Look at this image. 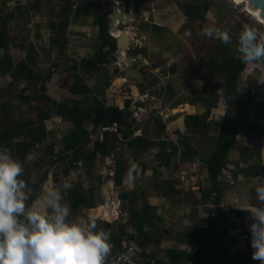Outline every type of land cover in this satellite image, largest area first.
<instances>
[{"label": "rangeland", "instance_id": "rangeland-1", "mask_svg": "<svg viewBox=\"0 0 264 264\" xmlns=\"http://www.w3.org/2000/svg\"><path fill=\"white\" fill-rule=\"evenodd\" d=\"M186 2L188 1L0 0V29L2 27L5 28L7 40L9 41L7 48L0 50V130L4 129L10 123L20 124L27 120L39 122V113L43 111L49 117L45 126V128L47 127L46 130H49V135L47 138L45 137V142L35 146L25 156L24 161H21L24 168L21 178L29 183L28 191L31 201L34 202L39 198L43 187L46 185L42 184L44 179L45 181L50 180L52 176L51 180L58 185L66 182L61 167L65 163H52L55 162L53 156L62 151V138L67 134L69 129L73 128V123L67 117H58L56 113L57 108L47 100L49 98L56 104L66 102L69 106L74 104L76 97L69 96V99H65L67 92L61 87V83L67 84L71 77L78 76L80 84L85 83L87 86L93 87V92L97 95H99L98 92L103 89V86L106 87L102 84L108 83L109 86L106 87L107 93L101 97L105 102L110 99V102L113 101L111 103H117L119 98H127L130 95L128 85L122 84L123 82H121L124 79L119 80L121 75L124 74L119 64L120 60L112 57V55L105 58L106 63L99 65L101 69L99 72H88L86 68L80 66L81 60L92 58L98 51L100 38L97 19L103 17L109 26L108 17H110L111 12L115 9L124 8L126 11L133 9L131 25L126 26L121 22L118 26L116 22V26H118L117 28L119 30L130 31L134 35V40L131 42L127 54L134 58V67L143 72L154 84L146 92V90L140 88L141 85L132 82L128 77L124 76L125 80L130 81L132 85L134 84L136 86L139 92L137 102L139 104L142 102V105H146L144 107V109L146 108V112H144V118L142 119L143 129L148 124L154 126L156 120L159 121L160 119L161 121L164 118H168L164 120L165 122L173 121L174 124L176 122L182 124L185 113L187 111L192 112V109L178 110L177 112H174V110L181 108L184 103H190V101H194L195 99L197 100L199 96H204L208 99L209 104L204 105L202 103L205 110L207 106L208 108L217 109L220 105L222 108H225L226 112L229 111V103L232 101L231 98L220 97V94L215 92L223 88V81L221 73L213 66L218 61H215V58L213 59V55H211L212 48L214 45L225 48L231 47L232 55L238 57L239 52L236 41L242 28L245 25H249L260 31H264V25L258 23L250 16L241 4L236 5L230 0H192L199 14L204 17L203 21L197 18L192 20L184 14L183 5ZM106 5H108V9L105 8ZM135 7L137 8L135 9ZM78 8L80 13L79 19L77 15L76 17L74 15ZM71 22L76 23L74 25H77V23L80 24L78 26L79 30H76V26H72L73 31H70L68 24ZM205 26L220 27L229 31L233 37V42L225 45L218 40L209 39L202 35V29ZM81 27L84 30L80 29ZM47 34L51 42L52 40L53 42L57 40L61 43L63 40V45L68 42L71 43L65 45V52H63L60 58L59 56H55L58 53L56 48H54L56 50L54 52L55 54H51L52 47L48 48ZM131 34L130 36H132ZM32 35L39 47L37 48L38 51L33 54V56L36 55L35 60L37 61L31 63L28 61V58H30V41H32L30 36ZM77 46L84 47L83 53L74 51ZM81 56L84 57L82 58ZM222 58H224L223 55L219 57V60ZM75 59L80 61L77 63L76 70L73 71L71 70V64L72 60ZM201 59L203 63L200 62ZM58 66L60 68H57ZM47 73H49V77L53 76V83L46 81V79H49L48 76L46 78ZM28 74H39L42 80H45L44 85V80L35 83ZM97 81H100L101 84L98 85ZM248 82L249 88L247 85ZM166 83L174 86L175 92L172 95L170 94V89L167 88L171 87V85H166ZM136 88H133L135 94H137ZM166 88L167 90H164ZM248 89L251 94L257 96L259 102L257 105L246 104L244 106L246 119L248 121L252 120V122L255 120L259 121L260 119L264 120L263 64H246L245 69L240 74L237 90L239 95L244 97L248 94ZM149 94H153L155 98L152 99L153 97ZM42 96H45V98ZM87 96H79L80 101L78 102L81 109L87 108L90 104L91 97ZM25 97L28 98V101L24 100ZM144 98L146 99L144 100ZM173 105H176L177 108H171ZM166 106L171 109L169 111L164 110ZM161 111H165V113ZM160 112L164 115H160ZM133 114L137 119L140 117L141 112L139 116L135 112ZM135 125L136 123L134 121L132 126ZM261 129L262 131L254 137V144L256 143L254 146L257 149L259 147L257 143L259 142L264 147V127ZM99 132L100 129L96 131L94 137H98ZM170 132H173V130ZM177 133L178 131L172 137L175 144H179L180 142L181 135ZM200 135L204 134L188 135L189 140H191L190 143L193 144L195 140L196 146L198 147L202 139ZM216 136L217 127L210 126L205 136H203L202 141L206 142L205 140H211L212 147ZM21 140L19 138L17 142ZM203 142L202 149L199 147L197 153L199 156L207 157L208 144H206V150L203 153ZM118 143L120 142L113 143V146H116L118 150L113 151L110 156L112 163L110 162L106 165L102 161L92 165L93 168L91 169L90 176L86 173L84 166L79 169L80 171H77V177L80 180L78 191L88 196V190L94 188L95 193L93 194V198L95 205L101 203L103 208H101L102 206L97 208L79 207L72 209V211L76 218H95L99 227H103L111 233L116 234L120 238L119 240L123 242L125 234L129 232L135 233L134 228L131 226V223L134 222L133 214L142 213L144 205H155L157 202L162 201L163 196L160 194L164 192V200L166 199L167 201L170 215H167L165 221H160L156 218L157 215L154 210L148 212V216L151 217L150 221L153 224L149 226L146 223L143 228L150 234L154 242H148L145 248H141L142 253L138 251V248L135 251V262L144 264L145 261H148L146 259L148 254L157 252V243L162 237V240L167 241L170 237L174 238L179 235L180 237L188 236L198 225H201L202 220L199 221L200 217L198 213L195 215L198 218L196 222L190 220L189 215L192 211L190 209L188 210V203L190 202L189 195L185 194L183 197L181 195L168 197V195H171V189L166 184L169 183L170 185L171 183L165 179L166 177L163 172L157 170L158 163L155 158L165 160L163 155L157 154L158 149L151 152V155L139 156L140 158L136 159L135 157L138 156L131 155L130 150L126 148L124 143H121L122 146L118 145ZM179 146L181 149L179 150L176 147L175 155L177 159L180 158L182 161L188 158V154L185 153L186 149L184 146ZM49 147L54 149V155L52 156L47 154V148ZM11 154L14 158H18L16 150L12 149ZM118 160L122 161L125 166V179L128 178V172H131L133 177L132 183L125 182L124 184L123 182L120 187L114 184L115 169L112 166ZM144 163L149 166V173L144 172L142 174L141 167ZM54 165L56 167L53 173H51V168L53 169ZM79 167L81 166L77 168ZM201 173L202 171L200 172L199 182H201ZM142 175L146 177L144 180L142 179ZM70 179L72 181L73 177H70ZM261 183H264V179H246L242 183V187L248 189L245 194L246 197L241 195V199L243 202H246V206L258 203L255 187ZM199 185L201 186L200 183ZM35 186L38 188H34ZM186 188L184 189L187 191ZM173 192L175 191L173 190ZM126 193H128L127 201H121L119 195ZM69 194L70 191L65 193L66 199ZM244 197L246 198L245 200ZM157 205L161 206V204ZM242 205L244 206V204ZM179 208H183L184 213L178 217V220H175L174 216ZM206 208L211 212L215 210V208H210L209 205L203 209L206 210ZM235 209L234 207L232 208L234 211ZM147 220L149 219L147 218ZM164 231L167 234H163L162 232ZM120 233L123 235L121 236ZM159 234L160 239H158ZM241 245L238 244L235 247V249L240 250L239 253L243 252L241 250L244 244L241 243ZM167 246L175 247V244L170 242ZM161 251L163 253L160 255L154 254V260L161 258L164 261L167 260L165 252L163 250ZM239 253L236 258L238 259V263L241 264L243 260ZM190 260L191 258H188L187 261L190 262ZM215 261L219 263V257H216Z\"/></svg>", "mask_w": 264, "mask_h": 264}, {"label": "trees", "instance_id": "trees-1", "mask_svg": "<svg viewBox=\"0 0 264 264\" xmlns=\"http://www.w3.org/2000/svg\"><path fill=\"white\" fill-rule=\"evenodd\" d=\"M183 5L184 14L187 17H190L192 20L197 18L199 20H204L203 15L199 14L198 9L192 3V0H187ZM108 9V5L105 6ZM97 27L99 31L100 43L98 46V51L94 54L92 58L83 59L80 62V66L87 69L88 72H99L100 64L106 63L105 58L111 56L112 52L116 50L115 40L107 34L108 23L103 17L97 19ZM238 40V39H237ZM237 42V41H236ZM8 44L7 33L5 28L0 29V50L6 49ZM238 44V43H237ZM106 49V50H104ZM213 59L215 62L213 66L221 73L223 88L218 89L215 92L220 94V97L231 98L229 103V111L225 115L224 122L218 126L217 137L215 140L214 149L211 154L204 160L205 168L208 172L209 181L211 183L210 190L205 192V198H209L212 203L216 206L221 205V194L222 189L219 184V177L222 173V170L225 167V162L227 156L232 151L237 144V137L240 133L241 126L246 124V116L243 113L244 106L246 104H258L257 96L251 94L248 89V94L244 97L239 95L237 90V82L240 78V74L245 69L246 63L241 62L238 57L232 55L231 47H222V46H213L212 53ZM223 55L224 58L219 60V57ZM240 55V54H239ZM200 62L203 63L201 59ZM206 63V62H204ZM258 64V63H257ZM264 65V64H263ZM77 64L73 66V71L76 70ZM143 73V72H142ZM144 74V73H143ZM34 79H38L37 76ZM249 88V82L247 83ZM153 87V83H150V88ZM208 87V86H205ZM142 90H147L145 86H140ZM173 93V90H170ZM71 92L74 94H91L89 88L86 85H78L75 83ZM214 94V93H213ZM91 97L90 104L87 108L81 109L80 104L75 102L72 106L60 105L52 103L57 108L56 113L59 117H67L70 122L73 123V128L69 130L62 138V151L54 155V149L52 147L47 148V154L50 156L54 155V161L56 163H65L69 165L72 169L76 167L78 162H81L87 168H90L91 163H93L98 156L108 157L113 151V143L119 141L115 136L116 132H109V130L104 131L102 134V140L99 139V136L92 143V149L87 150L88 145L90 144V132L86 125H92L95 128H110L113 125H116L117 129H121L120 135L122 139L126 141L128 148L136 149L139 152H146L151 149L154 144L160 146L159 154H166V147H169L171 150H175L173 143L171 142V134L167 133L165 128L160 122H155L153 126L154 136L151 138L146 135L138 137L135 139L131 138L132 134V123L131 117L132 113L129 111L130 102H125V107L123 110L118 109L117 107H108L97 97ZM45 98V96H42ZM24 100L28 101V98L25 97ZM197 101L209 104L208 99L204 96H199ZM209 117V110L201 115H185L184 117V127L185 132L180 136L179 145L185 147V153L190 154L192 148L189 144L188 135L193 134H205L207 132L206 120ZM48 119L47 113L44 111L39 113V122H33L32 120H27L26 122L20 124L10 123L4 129L0 130V147H7L11 151L12 149L16 150V154L20 160H24L25 156L37 145L42 144L45 139V124L44 122ZM21 138L22 140L17 142ZM159 139V140H158ZM158 140L157 142H155ZM173 152L167 154L166 161L167 163L171 161ZM53 162V163H55ZM114 172V184L119 187L122 185L124 176H125V166L122 161L118 160L115 164ZM89 169L87 173H89ZM246 178H258L264 177V168L257 166L251 168L247 171H244ZM27 183V182H26ZM28 184V183H27ZM95 193L94 188L88 190V196L80 193L78 189H73L70 191V194L67 196L68 204L71 205L72 209L79 207L94 208L95 201L93 194ZM126 197L125 194L121 195V198ZM99 207V206H98ZM103 208V206L101 207ZM100 208V209H101ZM217 208V216H210L208 219H204L203 223L206 225L199 226L198 230L189 236V239L194 242V244L199 245L200 251L198 257L196 256V263L204 264L203 258L206 252L204 250H209L206 254H209L211 262H215V257H219L221 264H225V261L229 262V259H225L223 256L226 251L222 245L219 244L218 235H219V224L218 220L224 217ZM151 207H145L142 210V213L133 214L134 222L131 223V226L134 230L137 231V247L143 248L148 242H151L152 239L150 236L143 231V225L147 223L151 225L150 220H147L148 212L153 211ZM121 235V233H120ZM111 243L117 247L121 248L120 238L116 234L111 233ZM206 250V251H207ZM224 251V252H223ZM140 252V251H139ZM166 264H178L181 261L180 252L176 250H168ZM154 258V255L150 254L149 256ZM151 259L145 261L144 264H151ZM233 262V260L231 259ZM245 264H259V261L253 260L251 254L249 257L243 259ZM210 262V264H211ZM153 264H165L163 260L156 259Z\"/></svg>", "mask_w": 264, "mask_h": 264}, {"label": "crops", "instance_id": "crops-1", "mask_svg": "<svg viewBox=\"0 0 264 264\" xmlns=\"http://www.w3.org/2000/svg\"><path fill=\"white\" fill-rule=\"evenodd\" d=\"M78 10H79V8L76 10L74 15H75V17L77 15V17L79 19L80 18V13H79ZM74 24H76V23L71 22V23L68 24L69 25L68 27H69L70 31H73V29L71 28L72 26H76L77 27L76 30H79L78 26L80 24H78V23H77V25H74ZM80 29L84 30L83 27H81ZM29 32H30V30H29ZM34 33H36V31H34ZM30 38L33 41V43H32V41H30V43H31V51L29 52L30 58H28V61L32 63V62H36L37 61V60H35L36 55L33 56V54L38 51L37 48L39 46L35 42L36 40H35L33 35L30 36ZM46 39L48 41V48L52 47V53L51 54H55L54 52L56 50L54 48H56L58 53H56L55 56H59V58L63 54V52H65V45L71 44L70 42H68L67 44L63 45V40L61 41V43H59V41H57V40H54V42L52 40V42H51V40L48 37V34H47ZM83 48L84 47H82V46H77L76 49H74V51L76 50L78 52L83 53ZM81 57L83 58L84 56H81ZM79 61L80 60H78V59L72 60L71 68L73 69V66H75ZM120 61H119V63H120ZM57 68H60V66H58ZM51 71L53 72V70H51ZM51 71H50V74H51ZM48 74L49 73L46 74V78H47ZM28 75L31 77V79L33 81H35V83L38 82V81H43L44 80V79L42 80V78L39 76V74H28ZM35 76H37L38 79H34ZM120 79H124V81H126V82H124V81H121V82H123L122 84L128 85V89H130V95L127 98H125V97L124 98H119L117 103H111L113 101L110 102V99H109V101L107 100L105 102V100L103 98H101L102 96H104L107 93L106 87L109 86L108 83L102 84V85L106 86V87L103 86V89H105L106 92H105V90L103 92V89H102V90H100L98 92L99 95H97V94H95L93 92V90H94L93 87L87 86L85 83L84 84H80V81H79L80 79L78 78V76L71 77L69 83H67V84L61 83V87L67 92V95H66L65 99H69V96L76 97L75 98V102L80 101V97L79 96L83 95V94H74V93L71 92V88H72V86L75 83H77L78 85H86L89 88L91 94H84V95H88L87 97H90L89 95H91V96L93 95L92 97H97L98 99H100L108 107L112 106V107H117L120 110H123L124 107H125V102L129 101L130 102L129 111L132 114L135 112V114H137V116H139V114L141 112L140 117H138L137 119L133 116L134 114L131 117V120H130L131 123L133 124L134 121L136 123L135 126H132L131 138L135 139L132 135H133V132L137 129V130H140L142 132V136L146 135L147 137L152 139V137L154 136L153 126L148 124L144 129L142 128V126H143L142 125L143 124L142 119L144 118V112H146V108L144 109V107L146 105H142V102H141V104H139L137 102V97H139V92H138L136 86L134 84L132 85V83L130 81L125 80V78L122 75L119 78V80ZM145 79L149 83V85L147 87H145V88H149L150 87V83L152 84V80L148 79L146 76H145ZM46 81H50L49 83H53V76H50L49 79H46ZM44 83H45V80L43 81V85H44ZM97 83H98V85L101 84L100 81H97ZM167 84L168 83H166V85ZM168 85H171V84H168ZM134 87L136 88L137 94H135L133 92V88ZM167 88H169L170 90L171 89L174 90L173 93L175 92L174 86L171 85V87H167ZM167 88L164 89V90H167ZM237 89H238V82H237ZM148 90H150V89H147L146 92ZM149 93H150V91H149ZM173 93L171 92L170 94L172 95ZM149 95L153 97L152 99L155 98L153 94H149ZM145 99L146 98H144V100ZM49 101L52 102V103L54 102V101H52L50 99H49ZM203 104L201 102L197 101L196 99L194 101H190V103H184L183 105H188L189 108L192 109V112H188L187 111L185 113V115H198V116H201V115L205 114L209 110V117L206 120L207 127L210 128V126H212V127L216 126L217 127V132H218V126L224 122L225 115L227 114L225 108H222V106H220V105L218 106L217 105L218 106L217 109L208 108V106H207L206 110H205L204 107H203ZM60 105H68L69 106V104L66 103V102L65 103H61ZM171 108L174 109V108H177V106L173 105ZM171 108H167V106H166V108L164 107V110L169 111ZM213 110H214V112H213ZM161 112L165 113V111H161ZM161 112H160V115H164ZM243 113L246 114V111L244 109H243ZM167 119L164 118V120H167ZM47 120H49V117H48ZM47 120L44 123L45 126H46ZM162 120L160 121V119H159V121H157V120L156 121L160 122L163 125V127L165 128L166 132L171 134V142L173 143V146H174V149H175V150H171L169 147H166V151H165L166 154L160 152V155H163L165 160H161L159 158H157V159L155 158V160L158 163L157 170L159 172H163L165 174V177H166L165 179L171 183L170 185H169V183L166 184V185L169 186V189H171V195H168V192H167L168 197L174 196V195H177V196L181 195L182 197L185 194L189 195V201L190 202L188 203V205H189L188 206V210L190 209V211H192V213L189 215V218H190L191 221L196 222L198 220V218L195 215L198 213L199 217H200L199 221L202 220L201 221V225H198V227L202 226V224L206 225V223H203V220L204 219H208L211 215L214 216V218H215L217 216V214H218L217 213V208H219L218 210L220 211V213L224 217H222L220 220H218L219 230H220L219 235H218V240H219V244L222 245L223 247H225L224 249L226 250L225 252L223 251L224 252L223 256H225V259H229V262L225 261V264H240V263H238V259L236 258V257H238V253L240 252V250L235 249L236 245H238V244L241 245V243L244 244V247H242L243 249L241 250L243 252L239 253V254H241L242 260L247 258V257H249L250 254L253 252V249L250 246L251 234H250V231H249V228H248L249 225L253 222V220H252V218L250 216V213L248 211H246V210H243V208H247L248 206L245 205L246 202L242 201L241 195L246 197L245 194L248 191V189L243 188L242 187L243 186L242 183H244L246 181V179H251V180L264 179V177H261V176L258 177V178H246L245 174H244V171H247V170H249L251 168L253 169V168L257 167V166H261L262 168H264V147L262 146V143H260V142L257 143L259 145L258 149L256 148V146H254L256 144V143L254 144V139H255L254 137L262 131L261 128L264 127V123H263L264 120L260 119L259 121L255 120L254 122H252V120L248 121V119H247L246 120L247 121L246 124H243V126H241L240 133H239V135L237 137V144H236L235 148L232 151H230V153L228 154L227 160L225 162V167L226 168H224L222 170V173H221V175L219 177V184H220V188L222 189V194H221V204L222 205H220V206H216L214 203L211 202V200L209 198H207V199L205 198L206 197L205 196V192L210 190L211 183L209 181L207 169L205 168L204 160L207 159V157L213 151L214 145H215V143H214L215 141L213 142L214 145L212 144V147H211V140H205L206 142H203L202 139H203V136H205V134L204 135H200V136H202V139L200 140V144L197 147L195 140H194L193 144L190 143L191 140H189V144H190V146L192 148V151H191L190 154H188V158L187 159L181 161L180 158L177 159L176 155H175L176 154V150H177L176 147H178L179 150L181 148H180L179 144H177V143L175 144V142L172 139V137H174V135H175L174 133L177 132V131H178V133H177L178 135H182L185 132L184 120H183L182 124H179L178 122H176V124H174L173 121L172 122L171 121L170 122H165L164 120L163 121ZM212 123H214V124H212ZM71 127H72V124H71ZM86 127L88 128V131L90 132V140H91L90 144L87 147V150H91L92 149V143L97 138V137H94V135H96V131L99 130L100 128H95L92 125H86ZM46 129H47V127L45 128V132H46V136L45 137L47 138L48 135H49V130H46ZM69 130H71V129H69ZM171 130H173L174 133L170 132ZM68 132L69 131H67V134H68ZM109 132H116L117 135L115 137L120 142V143H118V145L122 146L121 143H124L126 148L130 150L131 155L134 154V155L138 156V157H135L136 159H139L140 158L139 156H146L147 154L151 155V152H153L155 149H158L157 154H159L160 146H158L157 144H154V146L151 149L147 150L146 152H139L136 149L134 150V149L128 148L126 141H124L122 139V136L120 135L121 129H117L116 128V129L109 130ZM142 136H140V137H142ZM136 138H138V137H136ZM158 140H156L155 142H157ZM215 140H216V138H215ZM43 142H45V139H44ZM43 142H42V144H43ZM202 142L204 143V152L203 153H205V150H206L205 146H206V144H208L207 157L206 156H199L198 153H197V149L199 147H200V149H202ZM124 144H123V147H124ZM113 148H114L113 151H117L118 150V148L116 146H113ZM260 150H261V152H260ZM113 151H111V153H110V155L108 157L98 156L96 158V160L93 163H91L90 168L85 167L84 165H82L81 162H78L74 169H72L69 165L61 166L62 167V173L64 175L65 181L70 182V183L73 184V188L71 190L79 188V185H80L79 181L80 180L77 177V175H78L77 171L80 168H82L84 166L86 168V173H87V170L89 169L90 171L87 174H89V176H90L91 169L93 168L92 165H95L96 163H100L102 161L105 162L106 165H108L111 162V157L110 156L112 155ZM172 152H173V155H171L172 156L171 161L167 163V161H166V157L167 156L166 155L170 154ZM179 157H180V155H179ZM176 159H177V161L175 162ZM20 161H24V160H20ZM195 163L196 164L197 163H203V166L198 168L197 172L192 173V175H191L192 183H191V186L186 188L187 189V191H186L184 189L185 186L182 185L179 182L178 176L180 175V173H185L186 171L187 172L193 171L192 165L195 164ZM52 164H59V163L55 162V163H52ZM78 166H81V167L77 168ZM112 166H113V168H115V163L112 164ZM55 167L56 166L54 165L53 169L51 168V173H53ZM141 168H142V171H141L142 174L144 172L149 173V170H148L149 166L145 165V163H144V165H142ZM103 170H104V168H103ZM201 171H202L201 178H200L201 182H199L200 181L199 180V176H200V172ZM128 174H129V172H128ZM70 177H73L72 181H71ZM51 178H52V176L50 177V180H51ZM145 178L146 177L144 175H142V179L144 180ZM48 181L49 180L45 181V179H44V182L47 183ZM44 182L42 184L45 185L46 183H44ZM123 182H124V184H125V182H131L132 183V180H129V178L125 179V177H124ZM199 183L201 184V186L199 185ZM28 186H29V183H28ZM34 188L37 189L38 187L35 186ZM173 190L175 192H173ZM132 191H135V190H132ZM125 195H127V196L124 197V198H121V195H119V199L121 201H123V200L127 201L128 193H126ZM160 195L163 196V200L162 201L157 202L155 205H153V204L144 205L143 208H145V207L153 208L154 211L156 212V215H157L156 218H158L160 221H162V220L165 221V219L167 218V215H170V212L168 210L169 207H168L167 201H166V199L164 200V198H165L164 197L165 196L164 192H162ZM245 197H244V200L246 199ZM167 199H170V198H167ZM65 200H66L65 202L68 203V199L65 198ZM148 201H150V200H148ZM157 204H161V206H158ZM242 204H244V206ZM208 205H209L210 208H213V209L215 208V210H213L211 212L207 208H206V210L203 209L204 207H207ZM98 206H103V205L101 203H98V205L96 204L94 208H97ZM233 207L236 208L235 211L232 210ZM80 208H86V207H80ZM183 208H179L177 210V213L174 216L175 220H178V217L182 213H184V211H183L184 209ZM223 208H225V209H223ZM147 218L149 220H151V217H147ZM246 222H247V224H246ZM151 224H153V223L151 222ZM145 225H146V223H145ZM143 227H144V225H143ZM198 227H196L195 230L190 234L191 237L198 230ZM143 231L145 233H147L144 230V228H143ZM162 233L163 234H167L165 231L162 232ZM135 234L138 237V233H137L136 230H135ZM126 235L127 234H125V236ZM148 235L150 236V234H148ZM190 235L185 236V237L184 236L180 237V235L179 236H175L174 238L170 237L166 241V240H162L163 237L160 239V234H159L158 235V239H160V240L157 243L158 244L157 252L154 253V254L155 255H160V254L163 253L161 250H163L165 252V256H168V254L166 253L168 250H176V251L180 252V256H181V261L178 264H183V263L184 264H199V263H196V256L198 257L200 248H199V245L194 244V242L189 239ZM150 238L152 239L151 236H150ZM151 242H154V240L152 239ZM170 242L171 243L173 242L175 244V247H168L167 244H170ZM111 245H113V243H111ZM143 248H145V246ZM120 250H121V248H120ZM206 250H204V252L207 253L209 250H207V251ZM138 251L141 252V247H139ZM206 253H205L204 258H203V263L204 264H210L212 259H210L209 254H206ZM154 254H152V255H154ZM149 255L150 254H148V256ZM188 258H191L190 262L187 261ZM146 259L147 260L151 259L150 260L151 264H153L154 261H155L151 257H146ZM231 259L233 260V262L231 261ZM160 260L164 261L163 258H161ZM167 262H168L167 260L164 261L165 264ZM137 264H140V263H137ZM211 264H221V262L219 260V263H217L216 261L214 262V260H213V262H211ZM241 264H245L244 261H242Z\"/></svg>", "mask_w": 264, "mask_h": 264}, {"label": "clouds", "instance_id": "clouds-1", "mask_svg": "<svg viewBox=\"0 0 264 264\" xmlns=\"http://www.w3.org/2000/svg\"><path fill=\"white\" fill-rule=\"evenodd\" d=\"M202 35L225 45L233 42L229 31L220 27L205 26ZM237 43L241 62L264 64V31L245 25ZM23 171L10 149L0 147V264H105L111 232L99 227L95 218L75 217L65 202L73 184L49 180L33 202ZM128 178L133 179L131 172ZM255 192L258 203L243 210L253 220L251 258L264 264V183Z\"/></svg>", "mask_w": 264, "mask_h": 264}, {"label": "water", "instance_id": "water-1", "mask_svg": "<svg viewBox=\"0 0 264 264\" xmlns=\"http://www.w3.org/2000/svg\"><path fill=\"white\" fill-rule=\"evenodd\" d=\"M246 10H248L256 18L264 22V0H236ZM137 7H135L136 9ZM133 13L129 12L125 15H121L116 9L111 12L109 17V26L107 34H113L117 28L116 22H123L124 25L130 26L132 23ZM130 31L121 30V35L114 39L116 44V50L112 52V57L117 60L122 59L120 67L123 69L124 74L122 76L128 77L129 80L139 85L147 87L148 81L145 79L144 74L134 67V58L127 54L131 42L134 40V35L130 36ZM111 126V125H110Z\"/></svg>", "mask_w": 264, "mask_h": 264}, {"label": "built area", "instance_id": "built-area-1", "mask_svg": "<svg viewBox=\"0 0 264 264\" xmlns=\"http://www.w3.org/2000/svg\"><path fill=\"white\" fill-rule=\"evenodd\" d=\"M121 15H125L129 12L133 13V9H117ZM117 25L119 26L120 23L117 21ZM117 26V27H118ZM112 36V34H111ZM114 38V36H112ZM116 129V125H113L110 128H100L99 132V139L102 140V134L104 131ZM134 138L142 136V132L140 130H135L132 135ZM203 166V163H195L192 165L193 171L180 173L178 176L179 182L184 185L185 187L191 186L192 178L191 175L194 172H197V169ZM113 171V170H112ZM125 244H124V243ZM123 242H121V250L117 249L116 246L111 245V251L105 260V264H137L135 262L134 256L136 255L137 250V237L134 232H129L125 237H123Z\"/></svg>", "mask_w": 264, "mask_h": 264}, {"label": "bare ground", "instance_id": "bare-ground-1", "mask_svg": "<svg viewBox=\"0 0 264 264\" xmlns=\"http://www.w3.org/2000/svg\"><path fill=\"white\" fill-rule=\"evenodd\" d=\"M230 1H232L234 4H236V5H240L236 0H230ZM246 10V9H245ZM246 12L250 15V16H252L258 23H260V24H263L264 25V22H262L261 20H259L258 18H256L254 15H252L248 10H246ZM120 23V22H119ZM127 31V30H126ZM130 34V33H129ZM121 35V30H119L118 28H116V31L112 34V36H114L115 38H118L119 36ZM119 60H121V59H119ZM120 64V63H119ZM119 66V65H118ZM190 108H189V106L188 105H184V106H182L181 108H179V109H176V110H174V112H177L178 110H189ZM173 112V113H174Z\"/></svg>", "mask_w": 264, "mask_h": 264}, {"label": "flooded vegetation", "instance_id": "flooded-vegetation-1", "mask_svg": "<svg viewBox=\"0 0 264 264\" xmlns=\"http://www.w3.org/2000/svg\"><path fill=\"white\" fill-rule=\"evenodd\" d=\"M122 4H123V2H122ZM127 7V6H126ZM109 16V15H108ZM108 21H109V17H108Z\"/></svg>", "mask_w": 264, "mask_h": 264}]
</instances>
